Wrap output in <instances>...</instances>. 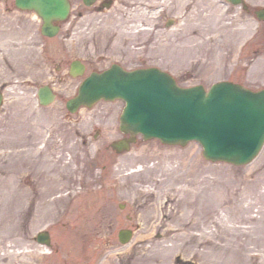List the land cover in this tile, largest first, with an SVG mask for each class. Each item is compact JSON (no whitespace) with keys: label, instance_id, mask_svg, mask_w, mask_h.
Here are the masks:
<instances>
[{"label":"rangeland","instance_id":"rangeland-1","mask_svg":"<svg viewBox=\"0 0 264 264\" xmlns=\"http://www.w3.org/2000/svg\"><path fill=\"white\" fill-rule=\"evenodd\" d=\"M73 1L68 21L48 37L35 11L0 0V264H264V145L244 165L205 158L197 141L141 135L120 154L111 143L124 136L122 99L66 108L91 71L115 62L160 67L181 86L233 80L264 88V20L255 14L264 0H245L249 9L226 0H116L80 19ZM202 13L222 16L225 28H194ZM76 58L88 66L73 77ZM44 84L57 91L47 106L37 94ZM227 210L232 225L252 232L217 239L208 254L191 246L185 233L202 228L190 221L218 231ZM247 215L256 217L240 220ZM125 227L135 231L127 244L118 237ZM42 229L59 253L35 239Z\"/></svg>","mask_w":264,"mask_h":264},{"label":"water","instance_id":"water-1","mask_svg":"<svg viewBox=\"0 0 264 264\" xmlns=\"http://www.w3.org/2000/svg\"><path fill=\"white\" fill-rule=\"evenodd\" d=\"M229 1L244 3V0ZM16 5L36 11L43 19L42 33L48 36L60 30L53 21L67 19L71 9L69 0H16ZM256 13L264 19V9ZM83 70V64L73 63L72 74ZM55 96L47 85L39 89L44 105L52 103ZM118 98L126 102L120 129L129 134L113 143L118 152L130 149L137 135L142 134L145 140L159 138L167 144L186 145L197 140L203 145L207 159L243 165L251 162L264 144V88L255 91L232 81L217 82L209 90L203 85L181 87L170 73L160 68L126 70L114 64L88 76L78 94L67 101V107L76 112L82 105ZM3 100L0 89V107ZM132 235L131 229L119 232L123 243L129 242ZM39 240L49 244V234L40 233Z\"/></svg>","mask_w":264,"mask_h":264},{"label":"bare ground","instance_id":"bare-ground-1","mask_svg":"<svg viewBox=\"0 0 264 264\" xmlns=\"http://www.w3.org/2000/svg\"><path fill=\"white\" fill-rule=\"evenodd\" d=\"M195 20H197L198 22L195 23L194 28H202V25L204 22L210 23V25H205V27H203V28H208V33H212V32L215 33L225 28L224 25L221 23L223 20V17L222 16L220 17L219 15L214 17L212 13L199 14V16L194 18V21ZM193 30L194 29H193L192 22L190 23L187 22V25L184 27L183 31L186 32V36H188L187 39L190 41L193 39H196V37H193V36L191 37ZM0 60H1V57H0ZM245 209L247 212H249V207ZM230 217H231V211L227 210L225 214L222 217H220L219 221L217 222V224H219L218 231L207 230L204 227L205 225L204 223L201 224V222H199L197 219L191 220L190 223H193L191 228L199 225V227H201L202 230H200V232L198 233L188 231L185 233L186 235L185 237L188 240H191V246H195V245L200 246L202 247V249H200L201 253L208 254L209 251L207 248L209 247L213 248L214 246L220 245V243L216 241L217 239H220L221 241L227 240V242L229 241L231 243V241H233V239L236 238V236H239V235L242 236V235L250 234L252 232L253 230L252 227H247L244 229V228H241L240 226L232 225L230 223ZM255 217L256 216L252 217L251 215H247V216L240 217V220H242L243 222L244 221L247 222V221L254 220ZM263 219H264V215H261L259 220L263 221ZM224 248H227V246L225 245Z\"/></svg>","mask_w":264,"mask_h":264},{"label":"flooded vegetation","instance_id":"flooded-vegetation-1","mask_svg":"<svg viewBox=\"0 0 264 264\" xmlns=\"http://www.w3.org/2000/svg\"><path fill=\"white\" fill-rule=\"evenodd\" d=\"M72 1V5L74 3L73 0ZM116 0H95L91 5L87 4L85 0H79V2L77 3L76 7H77V17L80 18H84L86 16H92L95 14H99V13H103L107 10H110L114 4H115ZM63 25V23H62ZM83 61V60H82ZM86 65V69L88 64L86 63V61H83ZM95 70H97V68H95ZM36 238V237H35ZM47 252V250H45ZM50 253H59V248L56 245H52V248L50 250H48ZM46 260V259H44ZM42 261V262H38V261H31L30 264H47L46 261ZM52 264H63V260L62 263H59V260H57V263H52Z\"/></svg>","mask_w":264,"mask_h":264}]
</instances>
